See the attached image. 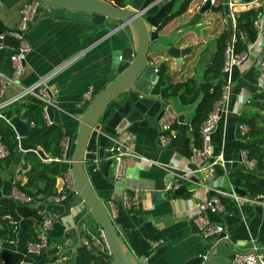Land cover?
<instances>
[{
	"label": "crops",
	"instance_id": "obj_1",
	"mask_svg": "<svg viewBox=\"0 0 264 264\" xmlns=\"http://www.w3.org/2000/svg\"><path fill=\"white\" fill-rule=\"evenodd\" d=\"M25 1L0 0V29L14 26L19 8ZM197 1H193L180 17L169 21L168 25L173 28L163 27L165 29L157 31L162 42L168 43L169 38L178 37L174 44L188 46L190 52L195 51L196 56L186 75L194 77L197 86L189 92L179 90L169 96L171 105L167 111L172 115V125L168 143L160 145L157 140L158 121L155 125L142 118L130 123L123 132L131 154L123 157V172L119 178H113L112 166L106 168V173H103L97 163L86 169L94 191L103 199L113 222L119 226L126 246L144 264H180L210 245L208 239L199 236L193 220V205L206 192L201 174L196 170L192 159L189 120L193 106L204 93L198 84L208 82L203 79V73L214 52L215 34L210 28L213 23L211 21L218 17L217 13L222 16L226 12L225 0H217V4L211 7L217 6V11L212 16L207 12L211 8L205 7L199 11L201 6H196ZM176 2L175 0L172 9ZM126 3L127 1L124 5ZM42 11L43 9H38L26 34L31 49L25 55L23 70L13 82L3 87L0 100L11 97L22 87L45 75L55 65L67 61L47 83L55 89L54 101L50 106L51 122L62 131V140L66 141L65 155L68 156L72 150L77 119L84 109L77 105V101L88 86L92 91L101 87L102 74L106 69L104 56L110 44L115 46L118 43V38L113 34L103 36L102 28L88 21L42 15ZM262 23L264 27V15ZM163 31L166 32L162 34ZM256 38L246 46L245 58L232 65L226 74H220L222 79H229V91L225 111L211 131L209 142L211 156H219L221 159L213 166L214 175L210 182L222 190L233 188L228 174L235 169L264 176V171L244 165L239 155L241 149L253 144L262 146L264 150V134L252 137L247 136L246 132L241 133L239 125L243 123L238 120L239 115L259 113L264 116V73L259 66L264 52V28ZM200 41L202 45L196 49L195 44ZM7 54V49L0 48V72L5 74L9 72L5 64ZM176 64L170 58V68L177 69ZM155 65L158 76L153 88L160 94L166 84V66L160 60ZM210 89L211 87L208 91ZM23 154L24 150L17 145L10 164L1 170L0 219L11 225V235L0 237V259L3 260L0 264H27L31 257L26 252V243L36 239L39 229V216L27 212L31 202L18 203L21 200L12 194L14 182L22 183L26 179L23 172L28 164L23 166ZM60 163L63 166V162ZM17 167H21V170H16ZM184 180L188 182L186 189L174 195L172 186ZM167 184L171 187L167 188ZM59 185V177H52L48 192L34 198L32 202L41 203L48 196L58 194ZM121 190L132 194V203L127 208L121 206ZM244 194L247 195L246 191ZM226 197L230 200L229 207L216 211L215 216L211 215L213 212L210 213L215 222L224 225L225 237L237 252L250 251L252 246L264 247V204L245 203L241 215L231 197ZM108 202L112 203V211ZM81 227L80 225L79 230ZM85 227L94 231L98 225L93 223ZM62 231V224L55 218L46 231V248L65 242ZM158 238L162 242L156 245L149 243V240ZM61 252L64 256L58 258L45 255L49 259L44 264H93L99 260L80 243Z\"/></svg>",
	"mask_w": 264,
	"mask_h": 264
},
{
	"label": "water",
	"instance_id": "obj_2",
	"mask_svg": "<svg viewBox=\"0 0 264 264\" xmlns=\"http://www.w3.org/2000/svg\"><path fill=\"white\" fill-rule=\"evenodd\" d=\"M39 1L43 8L42 15L88 21L102 28L103 36H117L118 43L115 46L110 44L104 56L106 69L102 74V85L93 89L91 100L77 119L72 150L67 156L70 159L73 187L66 189L63 198L58 201L48 196L41 203H30L31 207H43L55 216L63 226L62 237L65 242L48 247L40 254H31L30 257H53L63 249L78 246L79 226L95 223L106 238L111 264H144L126 246L119 226L113 222L103 199L94 191L86 169L94 163L103 173H106L108 166L113 169L110 147L116 146L130 123L145 118L156 125L159 117L171 105L169 98H163L153 88L158 76L155 65L157 56L154 53L163 52L176 64L189 51L188 46L174 44L178 37L169 38L168 43L162 42L156 31L161 20L171 12L175 0H153L148 3L146 0H125L127 3L121 7L111 0ZM207 5V1L203 2L199 11ZM153 6L154 12H148ZM198 87L207 92L211 84L200 82ZM45 110L51 120V107L46 106ZM8 123L17 135L20 149L33 150L39 157L45 158L43 151L26 139L27 120L12 115ZM187 184L184 180L173 185L172 193L178 195L186 189ZM233 189L244 194L240 187L233 186ZM208 240L210 245L203 252L187 257L180 264H233L230 253L237 251L225 237L224 231ZM259 248L264 260V247Z\"/></svg>",
	"mask_w": 264,
	"mask_h": 264
},
{
	"label": "built area",
	"instance_id": "obj_3",
	"mask_svg": "<svg viewBox=\"0 0 264 264\" xmlns=\"http://www.w3.org/2000/svg\"><path fill=\"white\" fill-rule=\"evenodd\" d=\"M153 1V0H152ZM207 1V8L217 4V0H198L196 6L199 7L203 2ZM226 13L221 16L220 22L223 26L225 32V37L223 40L222 48V64L220 67L221 73H225L234 64L239 63L246 56V49L241 51L235 50L236 42L243 38L241 32L237 29V16L242 10L249 8L255 9L254 16L251 21V25L255 30V38L247 44L250 45L256 40L257 36L261 34L263 30L262 18L264 15V0H225ZM261 6V7H260ZM38 9H43L41 2L39 0H26L19 8V16L13 27L0 29V48L7 49L8 62L10 71L5 74L0 72V93L4 86L14 81V79L22 72L24 64V58L26 53L31 49V45L27 40L26 34L30 25L33 23ZM5 36L13 39L14 44L5 42ZM67 61L61 62L45 75L31 83L30 85L22 87L16 94L12 95L7 99L0 100V109L4 105L19 99L25 95H32L42 102V116L46 123H50L51 120L48 118L46 113V106H51L53 104V98L55 94V89L53 85L47 83L55 73L60 71L66 64ZM259 66L264 73V60L261 58L259 60ZM229 91V79L223 78L220 84V94L218 98L214 101L212 108L207 113L206 117L202 120L199 125V145H195L193 142L190 143V150L192 153V159L195 162L196 170L201 174V181L204 187L203 194L198 201L193 205L194 217L193 220L197 227V231L200 237L209 239L221 231H224V225L213 221L210 217V213L216 211H223L224 205L219 200L218 195L228 196L234 202L235 207L242 215V207L245 203H262L264 204V194L257 193L253 197H248L245 194H240L232 187L229 190H222L216 188L210 182L213 177V166L220 159L219 156L212 157L210 149V133L213 130L217 120L219 119L221 113L225 111V105L228 97ZM92 88L88 86L86 90L81 93V98L77 101V105L82 106L85 109L88 102L92 97ZM83 109V110H84ZM0 116L1 113H0ZM6 121L8 118L3 117ZM158 121V136L157 140L160 145H166L170 139V128L172 125V115L167 110L159 117ZM241 133H245L247 127L244 124L239 125ZM17 138V135H16ZM125 135L120 138L115 147H110L111 156L114 161V167L112 169L113 178H119L123 172V157L129 155L130 149L126 143ZM18 145V140H17ZM66 141L61 140V154L53 158V160L58 162H63L65 168L62 172V184L58 194L52 196L53 201H58L63 198L66 189L73 187L70 171L69 162L70 159L65 155ZM6 153L5 148L0 142V157ZM240 160L244 165L249 167H254V160L248 159L246 157V148L240 151ZM20 167H17L18 170ZM177 176H179L177 174ZM171 185L167 184V188ZM14 197L20 199L24 202H32L30 196L23 194L15 189L12 191ZM119 199L122 207H129L132 203V194L126 190H121L119 193ZM110 210L112 211V203L108 202ZM36 213L39 216V229L37 230L36 239L33 241H28L26 243V252L31 254H40L47 247V233L46 231L51 226L55 219V216L43 207H36ZM110 214V213H109ZM5 217H7L5 215ZM78 240L81 245L88 249L92 254H94L99 260L93 264H111V252L107 244L106 238L101 230V228H96L94 231L89 230L85 226H82L79 230ZM162 242V239H152L149 240L151 245H156ZM32 259V258H31ZM30 259L27 264H34ZM0 263L3 260L0 259ZM231 263L233 264H264L262 259V251L257 246H252V249L247 252H235L231 257Z\"/></svg>",
	"mask_w": 264,
	"mask_h": 264
},
{
	"label": "trees",
	"instance_id": "obj_4",
	"mask_svg": "<svg viewBox=\"0 0 264 264\" xmlns=\"http://www.w3.org/2000/svg\"><path fill=\"white\" fill-rule=\"evenodd\" d=\"M111 1L117 6H123L125 3V0ZM150 1L152 0H146L145 2L148 3ZM193 1L195 0H178L174 9H172V11L161 20L160 24L156 28V31L165 29L163 27L173 28V26L168 25L169 21L172 19H176L177 17H180L181 14L185 13L187 7H189ZM154 10L155 7L153 6L149 9L148 12H154ZM216 11L217 6L207 10V12L211 16ZM254 13L255 9L252 8L242 10L238 13L237 29L241 32L243 38L242 40L239 39L236 42V51L245 50L247 44L255 38V30L251 25ZM217 15L218 17L212 19L211 22L213 23L210 26V28L214 30L215 34V36H213L214 52H212V60L206 66L203 73V79L210 82L211 89L201 94L200 98L192 108L189 120L192 142L195 145H199L200 143L198 129L199 125L206 117L207 113L212 108L214 101L220 94V84L222 81V76H220V67L222 64V48L225 32L220 22L221 14L217 13ZM164 32L166 31H163L162 34ZM5 42L12 44L15 43V41H13V39L9 38L8 36H5ZM201 45L202 41L195 44L196 49H198ZM154 54L157 56L156 62H159L160 60L166 66V84L160 90V95L163 98H169V96L174 95L179 90L189 92L195 86H197L196 79L191 75H186V71L189 70L191 65L195 62V51L190 52L189 50L187 53H185L181 57L180 61L176 64V66L178 67L177 69L170 68V57L165 56L163 52H156ZM159 55L161 56V58L158 57ZM262 59L264 60V52L262 53ZM5 64L8 70V60ZM0 113L2 115L0 116V142L6 150V153L0 157V182L2 176L1 170L10 164V161L15 155L17 149L16 133L13 130L12 126L8 123V121H6L3 117L9 118L12 115H16L20 119L28 121L29 125L26 133L27 141L31 144H34L35 146H38L45 154V158L49 157L50 159H42L37 155L35 151L25 150L23 154V166L25 167L26 164H28V167L25 169L23 174L26 179L22 183L19 181H15V189L34 199L48 192L52 177H59V186H61L62 172L65 168V165L63 164L62 166V163L53 160V158L61 154L62 131L60 130L58 125L52 122H45L42 116V102L32 95H25L1 107ZM238 120L240 123H243L247 127V136L254 137L258 134H264V116L260 115L259 113L239 115ZM246 157L248 159L254 160L255 169L264 171V150L262 146L253 144L246 147ZM20 170L21 167L19 168V171ZM228 178L230 184L242 188L244 191H246L248 197H253L257 193L264 194V176H259L250 171H241L235 169L228 174ZM57 191H60V187L57 189ZM218 196L224 207H229V198L222 195ZM27 212L31 213L34 216H38L35 207H27ZM211 215L215 216L216 213L213 212ZM10 235L11 225L0 219V237H8ZM63 254V252H59L57 253L56 257H61ZM48 259L49 258L47 256H43L39 259L31 260L34 262V264H44L48 262Z\"/></svg>",
	"mask_w": 264,
	"mask_h": 264
}]
</instances>
